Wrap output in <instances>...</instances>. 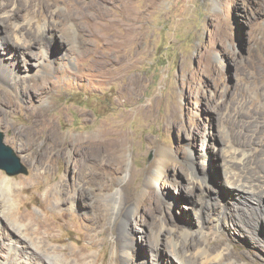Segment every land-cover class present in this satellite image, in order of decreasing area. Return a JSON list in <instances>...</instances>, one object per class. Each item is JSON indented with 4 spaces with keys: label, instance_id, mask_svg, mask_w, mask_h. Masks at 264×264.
Returning <instances> with one entry per match:
<instances>
[{
    "label": "rangeland",
    "instance_id": "rangeland-1",
    "mask_svg": "<svg viewBox=\"0 0 264 264\" xmlns=\"http://www.w3.org/2000/svg\"><path fill=\"white\" fill-rule=\"evenodd\" d=\"M100 2L110 18L116 20L118 33L129 28L135 35L137 17L144 16L145 51L141 58L136 55L134 43L122 50L93 40L82 53L77 49V35L62 39L59 30L51 28V42L47 40L48 34L40 37L49 59L43 56L39 45H33L31 50L40 52V57L28 60L25 56L29 64L18 60L20 78L29 82L9 85L0 78V133L28 170L27 175L8 176L0 169V179L9 178L17 188L14 205L0 213V233L5 235L0 240V264H8L6 245L12 237L19 242V261L27 257L28 251H34L30 259L41 255L37 259L44 262L45 255L59 261L61 254L81 252L87 256L83 264H135L137 260L151 264V223L155 216L163 214L172 220L173 230L168 234L163 230L158 264H179L175 256L165 254L164 250L170 247L172 237L178 243L184 242L181 228L192 232L190 236L198 240L200 231L209 240L219 233H230L234 239L224 243L223 255L231 253V261L236 259L240 264H264V247L247 238L238 221L233 226L223 216L231 208L230 199L240 197L229 190L223 175L227 143L250 151L254 142L259 151L263 141L264 0ZM37 13L40 15L43 10L38 9ZM20 23L25 25L26 20ZM1 31H5L2 23ZM70 47L74 55L67 54ZM102 63H106L107 74L99 67ZM130 77L138 80L131 99L124 94ZM32 84L40 85L43 92L26 90ZM255 96H261L255 109L262 112L252 109ZM138 106L143 109L137 110ZM29 108L48 112L60 138L68 141L80 136L95 137L101 122L113 120L125 147L120 154L101 155V173H112V165L119 168L120 164L121 169L112 177L122 181L121 185L136 188L135 198L155 191L162 211L155 214L145 208L138 217H131L128 238L122 230L124 211L110 219L104 202L108 193L120 189L127 201L126 208L132 209L134 199H129L124 185L104 192L80 184L77 190L84 196L77 195L72 204L57 205L61 201L51 199L44 206L46 190L61 180L71 184L79 163L74 168L57 148L47 149L43 145L47 133H37L35 139L41 138L38 143L33 142L27 130ZM169 163H177L178 169L165 167ZM42 172V176L34 178L35 173ZM72 195L68 192L67 198ZM93 203L100 207L98 215L102 220L98 231L104 233L90 239L87 230L93 220ZM27 213L53 227L54 239H46L44 251L34 250L33 237L25 231L26 223L18 220L19 215ZM260 233L264 236V227ZM125 240L129 242L126 251L133 255L128 260L121 251ZM58 261L54 264H60ZM47 262L44 264H51Z\"/></svg>",
    "mask_w": 264,
    "mask_h": 264
},
{
    "label": "bare ground",
    "instance_id": "bare-ground-1",
    "mask_svg": "<svg viewBox=\"0 0 264 264\" xmlns=\"http://www.w3.org/2000/svg\"><path fill=\"white\" fill-rule=\"evenodd\" d=\"M38 9H40V11L43 10V13L39 15L37 13ZM0 12L2 16H0V23L5 25L6 31V33L5 31L0 32V78L9 85L29 82V80L25 78H20V63L18 60H22L24 64H27L29 59L36 58L37 60L40 52H33L31 50L33 45H39V50L42 51L41 53L43 56L48 58L46 44L45 42H41L42 40L40 37L43 35L47 36L48 34L49 36L47 37V40L51 42L54 38V36L49 34L51 28H57L62 39H64V37L70 38L72 37V34L77 35V49L81 50V52L85 50L87 51L89 49L88 42H93V40L98 42L105 41L111 48H122V50L128 48L130 44L134 43L138 50L136 55L140 58L145 51L143 46L145 38L143 33L144 16L139 15L137 17L138 19L136 21L138 26L136 27L135 35H133V30L129 28H125L124 33H118L115 30L117 26L116 20L110 18V14H108L107 10H104L100 0L90 2H84L83 0H0ZM20 20H26V24L21 25ZM117 22L119 23L118 20ZM70 26L72 29H70ZM74 35L73 37H75ZM71 40L69 39V41ZM10 44L12 45L10 46ZM67 51V54H72L71 47ZM124 54L126 57V53ZM25 56L28 60H26ZM139 60L141 59H138L137 61ZM101 61L104 62L102 59ZM105 64L106 63H102L98 66L103 69L102 72L104 74H107L109 71L105 69ZM137 81L138 80H135L132 77L129 78L125 93L123 92L127 98L131 99L135 95L133 87L137 84ZM30 89H33L37 94L43 92V88L38 84L26 86V90L30 91ZM245 98L246 97L243 96L242 101H244ZM260 100L261 96H255L252 99L253 110L257 107L256 105L261 103ZM263 105L261 104V106ZM142 109V106H138L137 110ZM262 109H264V107H262ZM256 110L258 109L256 108L255 111ZM259 111L262 112V110L259 109L257 113H259ZM115 129L116 123L113 120H108L100 123L96 129L95 137L92 135L86 137L80 136L74 141H68L63 137L60 138L56 127L53 124V118L48 112L40 110L39 108L36 110H29L27 130L29 134L33 136V140H35L33 142L38 143V140L41 138L35 139L37 133H47L45 137L47 141H44L45 143L43 144L47 149H50V147L57 148V152L61 156H66V158H68V165L73 166L74 168H76V164L79 163V166L76 168V179L71 184L61 180L58 182L57 186L50 187L46 190L47 192L42 201L44 206L48 205L51 202V199H54L55 202L56 200H60L61 202L57 203V205L61 203L64 205L67 202H71L72 204V201L75 200L77 195L84 196L82 192L77 190V186L80 184L83 185V188L86 187L92 190L95 187H98L99 190L101 189L104 192L111 191L115 185L116 187H120L122 181H116L112 177L113 173L121 169L120 164L119 168L116 167L115 164H113L114 166L112 165V167H115L110 168L112 173H101L100 170V163L103 162L101 161V158H103L101 156L102 154H112V152H119L120 154L125 147L124 140L121 138L122 136L118 135ZM262 136L263 141L259 151L257 145L252 141L250 151H247L242 146L237 147L236 144L227 143V149L223 156L226 164L223 175L227 181L229 190H233L237 196L240 194V197H232V199H230V201H232L231 208H229L228 213L225 212L223 216H227V222L230 225H237L236 221H238L246 237L255 245L264 247V236L260 233L261 228L264 227L263 132ZM121 157H119L120 160ZM165 167H173L177 170L179 165L177 163H169ZM43 173L44 172L35 173L34 178L36 179L37 177L42 176ZM123 185H121V188ZM201 186H203L202 183ZM123 188L129 191V199H134L135 206L132 209L126 208L127 201L126 199H123L120 189L108 193L104 202L108 209V216L110 219L117 218L121 212L124 211V215L122 216V230L129 238L127 225L131 217H138L144 212L145 208H148L150 212H155V214L162 210L155 191H147L141 198H135L134 190H136V188H132L130 184L124 185ZM16 190L17 188L15 184L9 178L0 179V213H2L6 207L10 208L14 205L16 200ZM68 192H73L71 198H67ZM91 208L94 211V215L92 217V222L89 224V229L87 230V237L90 239L104 233L103 230L98 231L102 220V217H99L98 215L100 214L98 212H101L100 207L96 203H93L91 204ZM18 220L19 222L26 223L25 231L29 232L30 236L33 237L32 240L34 241L35 251H44L46 239H54L52 236L54 230L49 222L39 220V218L37 219L29 213L19 215ZM32 226H34V228H32ZM12 230L15 231L14 233H20L17 229ZM163 230L166 231V234L173 230L172 220L167 214H163L160 217L155 216L151 223L149 236L153 243L151 246V256L154 257L151 264H158V258L156 257L158 255L160 256L158 246L163 235ZM191 234L193 233L181 228V235L185 239L184 242L178 243V241L171 236L172 238L169 240L170 247L164 250V253L175 256L178 259L179 264H240L236 259L231 261L234 259L231 253L223 255L222 252V246L224 243L227 241L230 242L234 239L230 233H219L214 240H209L201 231L198 234V237L201 238L199 240L196 237H191ZM4 237L5 235L1 232L0 240L2 241ZM128 245V240H125L121 249L127 260L133 258L132 252L126 251ZM6 247L9 252L8 256L10 257H8L6 261L8 264H44L47 261L54 264V262L58 261V258L47 255L44 257L42 256L45 259V262L41 258L37 259L41 255L35 259H30L34 251L31 253H28L29 251L26 252L27 257L23 261H19V258L21 257H19L18 254L20 249L16 237L10 238ZM11 254L13 257L10 256ZM54 254L55 256L58 255L56 252H54ZM52 258H54L53 261ZM60 258L61 259L58 261L60 264H83L87 256H83L81 252H74L71 254H61ZM135 264H140V262L138 263L137 260ZM242 264L249 263L245 261Z\"/></svg>",
    "mask_w": 264,
    "mask_h": 264
},
{
    "label": "water",
    "instance_id": "water-1",
    "mask_svg": "<svg viewBox=\"0 0 264 264\" xmlns=\"http://www.w3.org/2000/svg\"><path fill=\"white\" fill-rule=\"evenodd\" d=\"M0 169L8 176L27 175V168L21 163L14 150L4 143V135L0 133Z\"/></svg>",
    "mask_w": 264,
    "mask_h": 264
}]
</instances>
